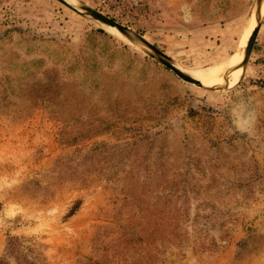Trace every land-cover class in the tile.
<instances>
[{
  "label": "rangeland",
  "instance_id": "374dc122",
  "mask_svg": "<svg viewBox=\"0 0 264 264\" xmlns=\"http://www.w3.org/2000/svg\"><path fill=\"white\" fill-rule=\"evenodd\" d=\"M77 1L193 77L264 13ZM240 75L206 90L59 0H0V264H264V16Z\"/></svg>",
  "mask_w": 264,
  "mask_h": 264
},
{
  "label": "water",
  "instance_id": "95a60500",
  "mask_svg": "<svg viewBox=\"0 0 264 264\" xmlns=\"http://www.w3.org/2000/svg\"><path fill=\"white\" fill-rule=\"evenodd\" d=\"M63 4L67 5L74 11L78 12L84 17L90 18L91 20L101 24L105 25L107 27H113L117 29L123 36H125L128 40L131 42H134L141 47L145 49L148 55L153 57L157 62L160 64L166 66L170 70H172L177 76H179L181 79L195 84L198 87H201L206 90H214V89H226L229 87L228 85H214V86H207L203 84L200 80L193 77L188 72L181 69L179 65H177L169 56H167L161 49H159L156 45H154L151 41H149L147 38H145L142 34L138 33L137 31L119 23L118 21L114 20L113 18L105 15L101 11L83 3L79 2L77 0H72L74 3L69 2L68 0H59ZM261 2V0H257V4ZM260 4V3H259ZM261 8V7H260ZM264 16V13L262 16L258 17L257 19V27L256 31L253 34L252 38L247 42V44L241 48V50L237 54H242L243 58L241 62L235 66L231 70L239 69V67H244L252 53L253 47L257 41L261 26H262V17Z\"/></svg>",
  "mask_w": 264,
  "mask_h": 264
},
{
  "label": "bare ground",
  "instance_id": "6f19581e",
  "mask_svg": "<svg viewBox=\"0 0 264 264\" xmlns=\"http://www.w3.org/2000/svg\"><path fill=\"white\" fill-rule=\"evenodd\" d=\"M263 2H264V0H261V2H259L260 4L258 3L254 6V8L251 12L249 24H250V22L254 16L257 17V15L261 9L260 7L263 6ZM249 33H250L249 31L246 33V35H245V37L241 43L242 47H244L243 44L245 43L246 38L248 37ZM252 36H253V34L249 35L248 41L252 38ZM242 58H243V55L241 53L240 54L235 53V55L232 56L229 60H225V61H223L217 65L209 66L207 68L192 70V73L196 79L200 80L203 84H205L207 86L228 85L229 84L228 82L234 81L238 78L240 72H241V75H240V78H241V76H242V67L241 66L239 67V69H236V70H231V69H233L235 66H237L241 62ZM240 78H239V80H240ZM219 81H222V82L217 83ZM214 83H216V84H214ZM208 84H213V85H208Z\"/></svg>",
  "mask_w": 264,
  "mask_h": 264
},
{
  "label": "built area",
  "instance_id": "2783aa9c",
  "mask_svg": "<svg viewBox=\"0 0 264 264\" xmlns=\"http://www.w3.org/2000/svg\"><path fill=\"white\" fill-rule=\"evenodd\" d=\"M102 4H114V3H120L123 0H99Z\"/></svg>",
  "mask_w": 264,
  "mask_h": 264
}]
</instances>
